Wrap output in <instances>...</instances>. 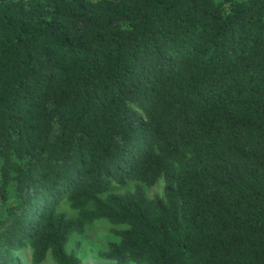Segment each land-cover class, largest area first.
Instances as JSON below:
<instances>
[{
	"label": "trees",
	"instance_id": "obj_1",
	"mask_svg": "<svg viewBox=\"0 0 264 264\" xmlns=\"http://www.w3.org/2000/svg\"><path fill=\"white\" fill-rule=\"evenodd\" d=\"M101 217L88 264H264V0H0V264Z\"/></svg>",
	"mask_w": 264,
	"mask_h": 264
},
{
	"label": "rangeland",
	"instance_id": "obj_2",
	"mask_svg": "<svg viewBox=\"0 0 264 264\" xmlns=\"http://www.w3.org/2000/svg\"><path fill=\"white\" fill-rule=\"evenodd\" d=\"M161 179H159L152 186L147 187L149 194L161 191ZM64 209L68 214H72L73 211L64 206ZM123 225L112 224L107 219L101 217L96 218L85 226L82 232H72L65 243L67 250H74L80 257V264H88L99 260L95 254V251L99 248L105 247L107 242L117 240V234L112 229L122 227ZM30 264V263H26ZM40 264H56L53 262L49 255H46L44 260Z\"/></svg>",
	"mask_w": 264,
	"mask_h": 264
}]
</instances>
